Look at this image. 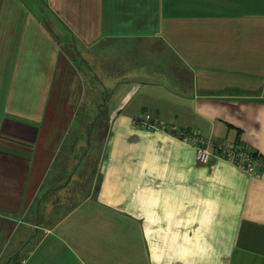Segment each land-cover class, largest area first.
<instances>
[{
  "label": "crops",
  "instance_id": "obj_1",
  "mask_svg": "<svg viewBox=\"0 0 264 264\" xmlns=\"http://www.w3.org/2000/svg\"><path fill=\"white\" fill-rule=\"evenodd\" d=\"M67 46L109 57L77 122ZM138 112L264 157V0H0V264H264V168L199 165Z\"/></svg>",
  "mask_w": 264,
  "mask_h": 264
},
{
  "label": "rangeland",
  "instance_id": "obj_2",
  "mask_svg": "<svg viewBox=\"0 0 264 264\" xmlns=\"http://www.w3.org/2000/svg\"><path fill=\"white\" fill-rule=\"evenodd\" d=\"M43 5H45V1L49 2V0H40ZM29 3V2H28ZM36 5L33 6V3H30V10H32L34 7H39L37 5V3H35ZM39 9L41 10L42 7H39ZM45 11V10H44ZM43 13V12H42ZM45 15V14H44ZM53 17L51 18H47L46 21H51L53 23H59V21L56 19V15H52ZM42 21V19H41ZM41 26V24H40ZM57 28H59V33H58V29L54 32L57 36H59V38H61L62 40L65 39V33H67L65 31L64 28H61V25L58 24ZM61 41V40H60ZM62 46H65L64 44H62ZM45 54L49 53V50H45L44 51ZM79 56L82 57V53L81 51H79ZM56 57L58 58V69L61 70V72L64 73V76L66 78V88L70 89L71 92L73 94H75V97H72V99L70 100V104L73 106V112L67 115V118L69 117H73V119L77 122V121H82L84 119V115L87 114L84 112V106L81 105L82 100L80 98V96H78L77 94V89H78V85L80 82V77L81 75L83 76V81L86 84V87L91 89V88H96V89H101L104 93V83L106 80H108L111 75L109 70L107 69L108 67H110L109 63L107 64L106 62L109 61V57L105 56L103 54V51H101L99 48H94L93 50H85L83 52V57H85V61L84 64L82 65L84 68V74H82V69L81 67L78 66L77 64V58H78V52L67 47H61V49L57 52ZM15 65V64H14ZM13 64H9L10 68H13L14 66ZM26 74H24L25 76H29V72H25ZM30 77V76H29ZM103 87V88H102ZM23 88V87H22ZM21 91H24V88ZM29 89L34 90V87H27ZM89 92H93L94 90H88ZM14 93H16L15 91H13ZM12 92V93H13ZM68 92V91H66ZM109 93V92H107ZM105 94V93H104ZM32 96L34 95H27V97H21V101L22 102H26V103H34L37 99L39 98H33ZM103 98L105 97L104 95H102ZM66 99V98H65ZM98 100V98H96ZM105 99H107L105 97ZM21 102V103H22ZM107 106H103V111L104 113L101 114V119L100 121L102 122H106L107 119V113H106V108ZM27 112H29V107H26ZM24 110V111H26ZM30 113V112H29ZM139 113V112H138ZM141 113H148V112H141ZM150 113V112H149ZM89 115L93 116V113H89ZM100 114H97V116H99ZM66 118V119H67ZM68 118V119H69ZM56 119L59 120V117L56 115ZM88 119V118H86ZM98 132L97 129H92L91 130V142H89L93 147L96 146V133ZM82 140H87L88 137L85 135H82L80 137ZM60 141H58L59 143ZM82 142V141H81ZM59 147H61V143L59 145ZM67 147V144H66ZM66 147H64L60 154L59 157L64 153Z\"/></svg>",
  "mask_w": 264,
  "mask_h": 264
},
{
  "label": "built area",
  "instance_id": "obj_3",
  "mask_svg": "<svg viewBox=\"0 0 264 264\" xmlns=\"http://www.w3.org/2000/svg\"><path fill=\"white\" fill-rule=\"evenodd\" d=\"M132 122L143 130L161 131L184 143L195 146V159L199 165L206 166L212 159L225 160L250 176L259 175L264 168V157L253 155L251 151L240 144L215 146L194 131L177 129L164 122L156 121L150 113H137L132 118Z\"/></svg>",
  "mask_w": 264,
  "mask_h": 264
},
{
  "label": "trees",
  "instance_id": "obj_4",
  "mask_svg": "<svg viewBox=\"0 0 264 264\" xmlns=\"http://www.w3.org/2000/svg\"><path fill=\"white\" fill-rule=\"evenodd\" d=\"M252 154L256 156V154H254V153H252Z\"/></svg>",
  "mask_w": 264,
  "mask_h": 264
},
{
  "label": "clouds",
  "instance_id": "obj_5",
  "mask_svg": "<svg viewBox=\"0 0 264 264\" xmlns=\"http://www.w3.org/2000/svg\"><path fill=\"white\" fill-rule=\"evenodd\" d=\"M149 113V112H148ZM151 115V114H150ZM153 118V117H152ZM153 119H155V118H153Z\"/></svg>",
  "mask_w": 264,
  "mask_h": 264
}]
</instances>
